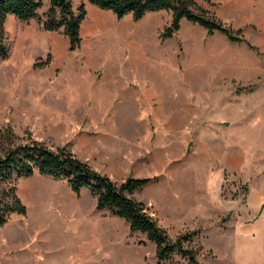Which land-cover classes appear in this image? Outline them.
Masks as SVG:
<instances>
[{"label":"rangeland","instance_id":"1","mask_svg":"<svg viewBox=\"0 0 264 264\" xmlns=\"http://www.w3.org/2000/svg\"><path fill=\"white\" fill-rule=\"evenodd\" d=\"M71 1L74 9L83 5L86 12L75 52H69L62 30L47 33L35 20L6 18L9 55L0 60V158L36 143L52 151L64 148L117 183L128 176L152 178L134 199L172 240L192 234L183 244L195 251L197 264H264V22L240 18L244 0L199 1L233 31L241 29L244 41L230 43L186 21L162 41L168 12L133 22L129 15L117 20L85 0ZM245 1L264 5V0ZM90 9L95 17L114 21L122 33L95 29ZM137 26L147 31L138 41L144 77L130 73ZM93 40L104 49L100 66L89 64L98 54L90 49ZM45 61L46 66L35 67ZM150 68L157 74L150 75ZM90 90L108 99L99 104ZM123 99L132 104H120ZM227 154L233 155L231 162ZM183 170L192 175L189 197L168 192ZM23 184H56L66 192L64 181L51 183L35 175L18 182V196ZM75 202L84 203V221L93 234L86 238L90 245L75 248L72 262L65 264H157L155 246L145 235L131 231L109 210H96L88 192ZM25 206L27 215H11L4 228L20 229L19 218L35 216L37 207ZM60 227L55 226V234ZM5 252L0 247V263ZM172 264L190 263L175 255Z\"/></svg>","mask_w":264,"mask_h":264},{"label":"trees","instance_id":"2","mask_svg":"<svg viewBox=\"0 0 264 264\" xmlns=\"http://www.w3.org/2000/svg\"><path fill=\"white\" fill-rule=\"evenodd\" d=\"M85 1L100 11L112 13L117 20L129 15L133 22H138L146 15L168 12L171 19L160 34L162 41L170 39L179 30L181 21L196 25L208 34H221L230 43L240 44L244 41L241 29L233 31L197 4L199 1L210 3V0ZM43 9L45 11L40 14ZM8 15L20 22L35 20L47 33L62 30V35L68 41L69 52H75L80 47V26L86 16L83 5L74 9L71 0H0V60L7 59L9 55L5 32ZM248 47L254 49L249 44ZM47 64L48 61H45L35 67ZM36 174L64 181L76 197L82 190H87L95 200L96 210H109L125 221L131 231L145 235L146 241L155 246L157 264H172L175 255L186 258L190 264H197L195 251L183 244L189 241L192 234L172 240L144 205L134 199V193L150 183L152 178L136 179L128 176L123 182L117 183L94 171L64 148L52 151L33 143L15 147L0 158V227L8 223L11 215H26V207L17 195V184Z\"/></svg>","mask_w":264,"mask_h":264},{"label":"crops","instance_id":"3","mask_svg":"<svg viewBox=\"0 0 264 264\" xmlns=\"http://www.w3.org/2000/svg\"><path fill=\"white\" fill-rule=\"evenodd\" d=\"M88 12L91 22L95 18L101 19L100 17L94 16L96 12L94 9H90L88 10ZM101 20L103 22H108L104 19ZM109 21L114 22L111 20ZM95 29L97 28L95 27ZM131 32L132 34H134V31ZM95 40L97 41L96 38ZM138 41L143 42L141 37L135 35L134 42L137 43L135 44L136 50L129 59V61L131 62L130 64L132 65V67H134V70H132L130 73L135 72L140 75L142 74L141 76L144 77L145 69L143 64V57L139 55L140 49L143 48V46L139 45ZM44 43L46 44V41ZM138 46H141V48L138 49ZM54 47L58 48L57 46ZM95 59V57H91L89 60V64L100 66L104 63L102 59L100 60V58H98L100 63L97 64L95 62ZM148 72H150V75L157 74L154 72H158V69L150 68ZM152 80H154V78ZM83 89L86 88L84 87ZM95 92H98L99 94L102 93L99 92V89H96ZM90 93L93 92L90 90ZM91 95L100 102L99 104H103V100L108 99L107 97L104 98V96H101L100 98L95 93ZM123 102L125 104L129 101L127 99H123L120 104H122ZM129 104L132 103H127L125 105ZM232 156V154H227V156H225L226 162H231L234 159H232ZM178 173L180 174L178 175V182L176 181L175 183V181H172L168 186V192H172L171 194L174 193L189 197L192 175L190 171L186 172L185 170ZM43 178H46V180L51 183L59 181L49 177ZM83 191L88 192L87 190H82L81 193ZM19 196L21 197V199ZM19 196V199L24 205L28 206L33 204L37 207V211L35 216L33 218H29V220H27L26 218H19L18 226L20 229H10V227L4 228L6 224L3 227H0V247L7 252L3 254V261L0 264H65L66 261L72 262L73 252L75 248L80 249V247L82 246H85L87 248V246L90 245V243L88 244L86 238L88 235L93 234V230L89 231L91 226L88 222L86 223L84 221L86 208L84 205H82L84 203L80 204L75 202L77 201L78 197H76L69 190L67 185L65 192L64 188L61 185L57 186L56 184H54V187L52 188L42 187L40 185L25 186L23 184V186L19 190ZM54 217L61 220L62 223L59 224L54 221ZM55 226L56 228L62 226L60 227L59 234H55ZM68 228L69 231H67ZM99 235L101 236V232L99 233ZM246 257L244 258L245 260L248 258L250 259V257Z\"/></svg>","mask_w":264,"mask_h":264},{"label":"bare ground","instance_id":"4","mask_svg":"<svg viewBox=\"0 0 264 264\" xmlns=\"http://www.w3.org/2000/svg\"><path fill=\"white\" fill-rule=\"evenodd\" d=\"M239 16L244 19L245 21L248 22H264V5L261 3H256V2H249V1H243L241 3V10L239 11ZM239 20V19H237ZM93 24L97 29H105L109 30V34L111 35H119L122 33V30L116 27L114 22H103L99 18L93 19ZM262 24V23H261ZM131 29V28H130ZM133 29V27H132ZM136 32V35L138 37H142L143 34L147 33V31L141 32V29L139 26L135 27L133 29ZM59 44V43H58ZM90 49L91 51L95 50L96 53H98L95 57L96 63H99V59H101L102 54L104 53V49L96 42L95 40L91 41L90 43ZM107 49L108 50V55H112V49H113V41L109 40L107 43ZM111 51V52H110ZM1 97V96H0ZM123 110H119V113H122Z\"/></svg>","mask_w":264,"mask_h":264}]
</instances>
